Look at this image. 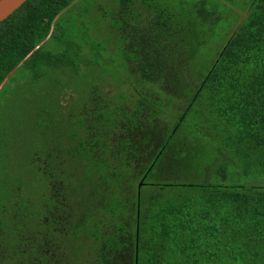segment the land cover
<instances>
[{"label":"trees","instance_id":"1","mask_svg":"<svg viewBox=\"0 0 264 264\" xmlns=\"http://www.w3.org/2000/svg\"><path fill=\"white\" fill-rule=\"evenodd\" d=\"M220 1L28 0L0 23V93L76 73L89 33L131 50L129 72L43 109L34 174L0 136V264H264V0Z\"/></svg>","mask_w":264,"mask_h":264},{"label":"rangeland","instance_id":"2","mask_svg":"<svg viewBox=\"0 0 264 264\" xmlns=\"http://www.w3.org/2000/svg\"><path fill=\"white\" fill-rule=\"evenodd\" d=\"M222 1L225 3L228 0ZM234 3L236 5L234 4L232 6L240 7L238 0ZM70 14L73 15L74 13ZM226 22L229 23V25L237 22L234 13L231 14V17L226 19ZM87 23L88 25H99V23H103V20L100 19V22H93V20H90ZM216 23L217 26H225V18ZM81 32L82 30L79 31L78 34H81ZM88 35L89 38L84 40L86 41L88 39L87 44L84 43V45L81 43L83 49L79 55L76 57V53H74L72 56L74 57V64L82 60V62H78L76 66L78 69L76 72L77 74L70 70L71 68L52 69L48 74L37 79L36 82L29 81V77L26 76L23 79L16 78L14 81H8L4 84L0 93V136L3 137L6 144H4L5 148L10 149V154L15 161V164L10 163L11 165L6 162L9 171H21L25 173L26 177L34 174V168L32 169L28 166L26 161L31 153L45 150V145L50 140L46 138V136L48 137L51 135V133L48 134L38 127L43 109L44 111L46 109L52 110L53 107H56L58 104L60 105V103L61 105H66L72 96L74 98L75 96L77 97L75 100H72L73 104L69 103V105L72 106L77 104L80 96L89 86L97 83L100 79L101 81L103 80L108 68L114 71V74L118 76L129 72V64L126 58L130 56L131 50L127 49L126 43H121L117 33L111 36L114 38L113 41H111L112 39H105V37L111 35V33H107L106 30L103 32V35L100 33L98 39H95V35L92 36L90 33ZM224 40L225 34L223 33H215L213 35L211 43L202 50L207 62H210L215 57L219 45L224 42ZM90 42L94 44L93 48L88 46ZM54 48L55 44L52 42L46 44V49L54 50ZM197 58L202 59V56H198ZM91 59L95 63H93L92 66H86L84 60ZM102 60H104V62H102ZM107 62L110 65L107 64ZM80 64L84 65L80 66ZM195 64L198 66L200 61H196ZM117 78L120 79L119 77ZM132 81L135 80L133 79ZM120 90L123 91V84H120V86L113 84V86H106L102 89L105 95H115V98L118 96ZM133 90L134 89L128 90V93ZM75 92L77 94H75ZM66 95H69V98L64 100ZM84 98L85 96L83 99ZM56 114L61 118L60 113L56 112ZM45 127H49L48 121H46Z\"/></svg>","mask_w":264,"mask_h":264},{"label":"water","instance_id":"3","mask_svg":"<svg viewBox=\"0 0 264 264\" xmlns=\"http://www.w3.org/2000/svg\"><path fill=\"white\" fill-rule=\"evenodd\" d=\"M28 0H0V23L13 14Z\"/></svg>","mask_w":264,"mask_h":264}]
</instances>
